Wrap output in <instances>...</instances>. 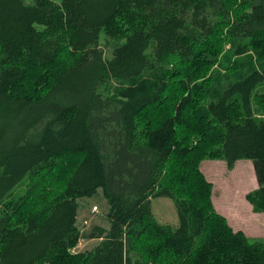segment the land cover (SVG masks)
Wrapping results in <instances>:
<instances>
[{
    "label": "trees",
    "instance_id": "1",
    "mask_svg": "<svg viewBox=\"0 0 264 264\" xmlns=\"http://www.w3.org/2000/svg\"><path fill=\"white\" fill-rule=\"evenodd\" d=\"M263 86L264 0H0V264H264L200 170L259 154L264 211ZM170 119L167 154L151 137ZM99 189L109 227L81 234ZM80 236L100 241L69 252Z\"/></svg>",
    "mask_w": 264,
    "mask_h": 264
},
{
    "label": "rangeland",
    "instance_id": "2",
    "mask_svg": "<svg viewBox=\"0 0 264 264\" xmlns=\"http://www.w3.org/2000/svg\"><path fill=\"white\" fill-rule=\"evenodd\" d=\"M100 44L101 47L105 50L106 54L110 55V51L114 45V41L109 37L104 38V36H102L100 39ZM225 48H229V44H226ZM230 57L234 56L229 53L227 56H224L220 59V63L218 66L219 70H224L223 68L225 65H227L228 59ZM261 89L264 91V86ZM187 97L188 94H186L184 98L178 103L177 107H179L187 99ZM173 122V119L167 120L163 124L161 130L157 133H152L151 137L152 142L154 144H158L160 148L167 154L171 151L183 150V148L179 146L178 141H174L171 137ZM258 156L259 154H256L255 152H245L239 157V159L235 162L234 166L231 169L227 168L226 163L223 159L205 158L200 163V170L202 171L208 182L211 183L210 196L211 201L213 202V206L218 205L219 207H221V209H228V205L229 207L234 205L233 213H235L236 219H238L237 217L248 218L247 215H250L253 219L251 223L245 225L244 228H247L246 230H248L249 232L253 231V233H255V230H257L259 231V234L256 233L258 235L252 237L247 236L245 232H242L250 240L264 241V235H262L264 234V213H262L261 210L255 209L253 207V204L246 198V195L249 192H252L256 189L254 188L251 190V187L256 185V178L254 177L255 175L253 169V159L257 158ZM246 192L247 194H245ZM215 194L218 195L215 196ZM233 195L235 197L232 199ZM78 203L79 207L77 212L76 225L81 234L89 232V230L94 225L103 226L105 228L109 227L107 218L108 204L102 194L101 189H99L98 192L92 197L79 198ZM245 204H249L250 206H247ZM94 207H96L97 209L94 210ZM151 207L154 218L158 222L169 224L176 223V209L171 198L154 197L151 200ZM218 213L221 214L220 212ZM227 223L228 225H230L228 221ZM238 223L240 226H242L244 222L242 221V219H240L238 220ZM232 229L236 231V229ZM99 241V238H86L80 236L76 244L69 248V252L80 253L86 250H90Z\"/></svg>",
    "mask_w": 264,
    "mask_h": 264
},
{
    "label": "crops",
    "instance_id": "3",
    "mask_svg": "<svg viewBox=\"0 0 264 264\" xmlns=\"http://www.w3.org/2000/svg\"><path fill=\"white\" fill-rule=\"evenodd\" d=\"M254 169V168H253ZM254 175H255V172H254ZM255 178H256V176H254ZM254 188H258V183H257V181H256V185H254V186H252L251 187V190L252 189H254ZM250 190V191H251ZM217 192V191H216ZM247 192H249V191H247ZM247 192L245 193V194H247ZM216 195H218V194H215V196ZM220 195V194H219ZM235 196L233 195L232 196V199L234 198ZM250 204V203H249ZM249 204H245V205H247V206H250ZM215 206V208H216V210L218 211V212H220L222 215H224L225 217H226V219H227V221L229 222V224H230V226L232 227V228H234V229H236V230H241V231H243V232H245V234L247 235V236H257L259 233V231H257V230H255V233H253V231L252 232H249L248 230H246L247 228H244V226L245 225H248V224H250L251 223V221H252V217L250 216V215H247L248 216V218L247 217H244V218H240V217H237L238 219H236V217H235V213H233V211H234V205L233 206H231V207H229V205H228V209H221V207H219L218 205H214ZM253 211V210H252ZM248 213V212H247ZM262 213H264V211H262ZM240 219H242V221L244 222L243 223V225L242 226H240L239 225V223H238V220H240ZM235 221V222H234ZM237 222V223H236ZM236 226V227H235ZM256 233H258V234H256ZM261 235V234H260ZM262 235H264V234H262Z\"/></svg>",
    "mask_w": 264,
    "mask_h": 264
},
{
    "label": "built area",
    "instance_id": "4",
    "mask_svg": "<svg viewBox=\"0 0 264 264\" xmlns=\"http://www.w3.org/2000/svg\"><path fill=\"white\" fill-rule=\"evenodd\" d=\"M97 208L96 207H94V210H96Z\"/></svg>",
    "mask_w": 264,
    "mask_h": 264
}]
</instances>
